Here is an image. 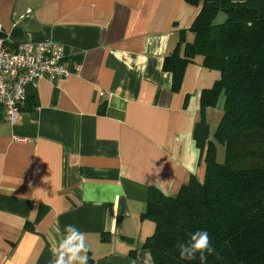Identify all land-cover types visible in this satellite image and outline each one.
Segmentation results:
<instances>
[{
	"label": "crops",
	"instance_id": "crops-1",
	"mask_svg": "<svg viewBox=\"0 0 264 264\" xmlns=\"http://www.w3.org/2000/svg\"><path fill=\"white\" fill-rule=\"evenodd\" d=\"M198 12L184 0H0V34L11 45L56 39L69 72L28 86L15 125L0 110V264H52L66 225L86 234L88 264L148 251L147 187L175 196L204 175L192 133L218 72L190 63L174 92L162 70ZM223 102L205 110L209 137Z\"/></svg>",
	"mask_w": 264,
	"mask_h": 264
},
{
	"label": "trees",
	"instance_id": "trees-1",
	"mask_svg": "<svg viewBox=\"0 0 264 264\" xmlns=\"http://www.w3.org/2000/svg\"><path fill=\"white\" fill-rule=\"evenodd\" d=\"M184 1L199 12L178 32L162 70L171 75L174 92L190 63L218 72L202 90L192 133L204 175H191L175 196L147 187L141 219L150 220L154 230L142 248L151 251L154 264H201L198 255L182 260L177 245L206 230L214 251L204 264H264V0ZM220 94L223 113L209 137L205 110ZM26 109L32 111L33 103Z\"/></svg>",
	"mask_w": 264,
	"mask_h": 264
},
{
	"label": "built area",
	"instance_id": "built-area-1",
	"mask_svg": "<svg viewBox=\"0 0 264 264\" xmlns=\"http://www.w3.org/2000/svg\"><path fill=\"white\" fill-rule=\"evenodd\" d=\"M67 62L65 46L56 39L11 45L0 34V110L4 119L16 124L27 99L26 88L40 79H64L69 73ZM99 96L109 95L100 91Z\"/></svg>",
	"mask_w": 264,
	"mask_h": 264
},
{
	"label": "clouds",
	"instance_id": "clouds-1",
	"mask_svg": "<svg viewBox=\"0 0 264 264\" xmlns=\"http://www.w3.org/2000/svg\"><path fill=\"white\" fill-rule=\"evenodd\" d=\"M165 195H167V192H165ZM64 233L63 238L51 249L52 264H88V252L90 249L87 244L86 234L75 225H66ZM177 247L182 260H193L198 255L201 264H204L207 255L214 251L210 245L209 234L206 230H197L191 233L189 239L186 242H180ZM132 264H154L151 251H143L142 254L138 253Z\"/></svg>",
	"mask_w": 264,
	"mask_h": 264
},
{
	"label": "rangeland",
	"instance_id": "rangeland-1",
	"mask_svg": "<svg viewBox=\"0 0 264 264\" xmlns=\"http://www.w3.org/2000/svg\"><path fill=\"white\" fill-rule=\"evenodd\" d=\"M221 15H222V17H225L224 14H221ZM215 128H216V127H215ZM215 128H214V129H215ZM216 157H217V161H218L219 163H222V162H223V160H224V149H223V147L220 146V145L217 146Z\"/></svg>",
	"mask_w": 264,
	"mask_h": 264
}]
</instances>
